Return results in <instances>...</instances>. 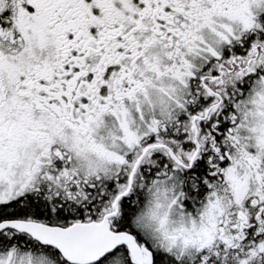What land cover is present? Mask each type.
Instances as JSON below:
<instances>
[{
    "label": "snow or ice",
    "instance_id": "1",
    "mask_svg": "<svg viewBox=\"0 0 264 264\" xmlns=\"http://www.w3.org/2000/svg\"><path fill=\"white\" fill-rule=\"evenodd\" d=\"M0 264H264V0H0Z\"/></svg>",
    "mask_w": 264,
    "mask_h": 264
}]
</instances>
